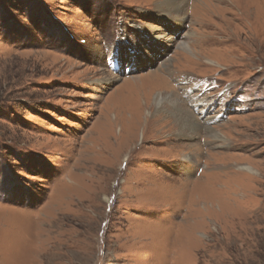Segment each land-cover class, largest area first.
I'll return each instance as SVG.
<instances>
[{
	"label": "rangeland",
	"instance_id": "374dc122",
	"mask_svg": "<svg viewBox=\"0 0 264 264\" xmlns=\"http://www.w3.org/2000/svg\"><path fill=\"white\" fill-rule=\"evenodd\" d=\"M160 1L0 0V264H264V0Z\"/></svg>",
	"mask_w": 264,
	"mask_h": 264
},
{
	"label": "bare ground",
	"instance_id": "6f19581e",
	"mask_svg": "<svg viewBox=\"0 0 264 264\" xmlns=\"http://www.w3.org/2000/svg\"><path fill=\"white\" fill-rule=\"evenodd\" d=\"M186 1L187 0H163L162 2L160 1L158 3V6H157V11L160 12V11L164 10L165 14L168 16H171V17H166V18L159 17V18L161 20H163L164 22H171L170 20H174L175 22L172 23V25L175 26V28L182 27V25H183L182 19H185V18H183V16H184V6H185L184 4L186 3ZM161 15H163V14L161 13ZM169 24H171V23H169ZM169 24H166V25H169ZM163 36H164V33L161 32V36H159V37L161 38ZM154 39H156V37H154ZM182 47H183L182 49L189 50V47H188V45L186 46V44L185 45L182 44ZM152 83H154V82H152ZM155 94H156V96L154 98V102H153L154 105L153 106L161 107V109L163 110V108L165 107V105H167V103L172 105L173 110L170 111V114L173 116V118H175L176 123L180 126V128L183 129V131L184 130H190L192 132L199 127L198 122L194 119V117L192 116V114L190 113V111L188 109H185L183 111L180 108L178 102H176V101L174 102V100L171 101V98L173 96L172 92H164L163 91V92H158ZM148 114H149V112H148ZM207 130L209 132H211L213 137H215V138L218 137L217 135H215V132H214L215 127L214 128L213 127L208 128ZM212 132H214V133H212Z\"/></svg>",
	"mask_w": 264,
	"mask_h": 264
}]
</instances>
